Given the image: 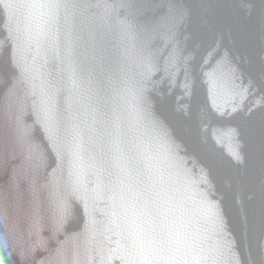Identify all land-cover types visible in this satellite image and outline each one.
I'll use <instances>...</instances> for the list:
<instances>
[{"label": "water", "instance_id": "95a60500", "mask_svg": "<svg viewBox=\"0 0 264 264\" xmlns=\"http://www.w3.org/2000/svg\"><path fill=\"white\" fill-rule=\"evenodd\" d=\"M0 264H264V0H0Z\"/></svg>", "mask_w": 264, "mask_h": 264}]
</instances>
